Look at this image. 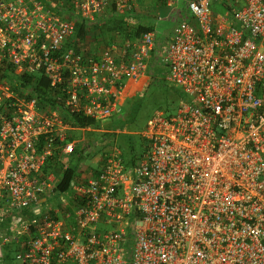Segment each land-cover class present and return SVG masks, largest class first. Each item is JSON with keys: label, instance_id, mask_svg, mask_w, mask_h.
Listing matches in <instances>:
<instances>
[{"label": "built area", "instance_id": "2783aa9c", "mask_svg": "<svg viewBox=\"0 0 264 264\" xmlns=\"http://www.w3.org/2000/svg\"><path fill=\"white\" fill-rule=\"evenodd\" d=\"M136 3L0 0V264H264V0H188L163 45L146 31L90 54L74 39ZM158 60L176 111L148 119L134 163L112 148L82 167L97 152L70 133L122 119L128 82ZM6 69L44 74L62 106L39 107ZM53 158L78 163L65 190Z\"/></svg>", "mask_w": 264, "mask_h": 264}, {"label": "rangeland", "instance_id": "374dc122", "mask_svg": "<svg viewBox=\"0 0 264 264\" xmlns=\"http://www.w3.org/2000/svg\"><path fill=\"white\" fill-rule=\"evenodd\" d=\"M112 29L113 22L98 25L96 29L89 31L86 38L81 41V48L83 50H90V48L97 45L98 39L101 38L99 42L102 43L100 46L103 49L102 45L106 46L108 40H112L110 37L112 36ZM157 37H160L158 33ZM167 75V69L163 64L159 63V60L155 64L151 63L148 74L139 82L140 85L138 84V88L137 86L133 87L130 95L128 93L129 96L125 98L123 106L125 112H123L122 123L119 124L116 120L105 122L103 123L102 131L95 134V137L91 133H86L84 136L82 135L85 139L82 143V147L85 148L92 145V147L95 148L92 150L97 152L94 154L96 159L88 157L87 155H89L91 151L89 152L86 148V157L81 160L83 162L82 167H94L96 165V160L101 158L103 152L110 151L112 148L118 149L125 158L132 156L133 153L129 151L132 145L134 146V157L142 153L141 143L137 136H139V132L145 128L148 119L157 112H164L167 114L174 113L178 107V102L173 100L172 95L173 90L179 87L173 85L167 79ZM111 127L113 128L111 129ZM117 130L118 132H115ZM111 133H115L113 139L107 136V134ZM67 161L72 167L78 166V163L74 160H70V158H68ZM60 173L61 169H58V174ZM3 250L6 255L5 258L7 259V256L11 257V261L12 257H14V250L10 251L7 247H4Z\"/></svg>", "mask_w": 264, "mask_h": 264}, {"label": "trees", "instance_id": "16d2710c", "mask_svg": "<svg viewBox=\"0 0 264 264\" xmlns=\"http://www.w3.org/2000/svg\"><path fill=\"white\" fill-rule=\"evenodd\" d=\"M110 23V22H109ZM106 24V23H105ZM115 27V29L120 30L119 34L124 38V39H135L136 37H138L139 34H141L142 32H146V31H152V29L150 28H145V27H138V28H134L131 30H128V28L126 26H124L123 21L121 20H117L116 22H113V28ZM86 30L84 28V26L82 24H78L76 27V33H75V37L74 39L77 41L81 40L83 41L84 37L86 36ZM2 71V70H1ZM0 71V72H1ZM2 78L7 79L9 82H13L14 83V87L13 88H21L23 89V91L29 90V94L35 95L38 99V103H39V107H44L46 105V107L51 108H55L57 106H62L60 100L58 98H61L62 93L59 92L58 90H54L50 87V82L48 80V78L42 74V73H37L34 75H21V76H15L11 70H5L4 72H2ZM173 100H175L176 102L179 103V101L183 98V94L181 92L180 88H176L173 90ZM43 109V108H40ZM47 109V108H45ZM44 109V110H45ZM125 112V111H124ZM167 114V113H166ZM167 114V115H171ZM67 117H70L71 122L76 126V127H97L98 125L95 123L94 120L84 117L82 115L76 114V115H68ZM125 119V118H124ZM120 123H122L123 119H119L116 120ZM113 127H111L112 129ZM119 129V128H116ZM113 129V130H116ZM96 134V133H94ZM93 134V136L95 137V135ZM115 133H111V134H107V136L111 139H113ZM79 135H73V137H71L70 139L73 138H78ZM141 143V148L143 151V147H144V140L141 138V136H137ZM129 151L132 154L131 157L129 158H125L126 162L128 164H132L134 163V160L136 157H134V146H130ZM136 156V155H135ZM54 159V158H53ZM53 159H49L47 165L51 164V162L53 161ZM76 167H70L66 170H64L61 173V182L59 184V190H65L69 187L71 180L73 179L74 175L76 174ZM8 250L12 251L13 248L12 246H7ZM11 257L7 256V261L10 262Z\"/></svg>", "mask_w": 264, "mask_h": 264}, {"label": "crops", "instance_id": "0c3cea01", "mask_svg": "<svg viewBox=\"0 0 264 264\" xmlns=\"http://www.w3.org/2000/svg\"><path fill=\"white\" fill-rule=\"evenodd\" d=\"M187 2L188 0H176V4L172 7H169L165 4L164 0H137L134 10L131 13L127 14L126 22H123L124 26H126L128 30L138 27L150 28L152 29V31L156 32V35L158 33L160 36L157 37V44L163 45L168 41H170L173 34V29L175 27V23L179 21L181 18L189 16L187 10ZM111 22H116V21L112 20ZM167 26L170 28H168ZM119 31L120 30L115 29V27L111 30L112 36L110 37L112 40L111 41L108 40V44L117 42L119 45H121L122 42L125 41V39L119 34ZM99 40H101V38L98 39L97 45L90 48V50L85 49V51H87L90 54H96V52L102 50L100 46V44L102 43L99 42ZM102 47L104 48L105 46L102 45ZM142 80L143 78L140 79L138 82H133V81L128 82L126 88V97L130 95L133 87L137 86L138 88V84L140 85L139 82ZM67 119L71 120L70 117H67ZM75 133L76 135H79V138H83L82 135L84 136V134L86 133H91L93 135L94 133L97 134L98 132H93V131L71 132L70 138L73 137ZM47 167L52 168L55 171L56 175L59 177L61 176V173L64 171L62 167V163H58L55 158L53 159L51 164L47 165ZM58 169H61L60 174H58Z\"/></svg>", "mask_w": 264, "mask_h": 264}]
</instances>
